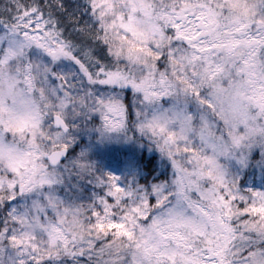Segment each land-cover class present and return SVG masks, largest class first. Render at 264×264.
<instances>
[{"label":"snow or ice","instance_id":"snow-or-ice-1","mask_svg":"<svg viewBox=\"0 0 264 264\" xmlns=\"http://www.w3.org/2000/svg\"><path fill=\"white\" fill-rule=\"evenodd\" d=\"M0 264H264V0H0Z\"/></svg>","mask_w":264,"mask_h":264}]
</instances>
